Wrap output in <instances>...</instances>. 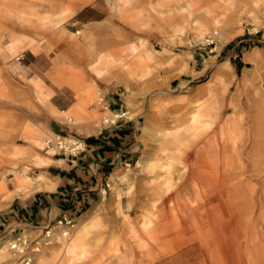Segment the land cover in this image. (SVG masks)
Returning <instances> with one entry per match:
<instances>
[{
    "label": "rangeland",
    "instance_id": "1",
    "mask_svg": "<svg viewBox=\"0 0 264 264\" xmlns=\"http://www.w3.org/2000/svg\"><path fill=\"white\" fill-rule=\"evenodd\" d=\"M38 1L37 15L0 17V181L8 187L0 192V244L10 251L0 264H26V253L28 264L39 255L45 264H264V129L253 127L256 107L264 118V0H64L54 11ZM72 82L91 87L93 98L80 100ZM98 92H117V110L107 108L139 120V165L120 167L126 187L111 192L140 201V218L128 227L109 200L94 203L82 224L86 212L70 224L14 228L10 210L46 186L42 167L58 153L44 146L51 121L80 146L86 133L72 123L75 102L95 129L113 117ZM56 100L72 104L59 118L50 114ZM197 107L206 110L198 132L185 135ZM30 126L40 131L39 147L27 137ZM20 178L28 194L3 201ZM164 195L166 220L143 230L141 218ZM19 235L24 255L9 247ZM76 235L82 245L66 262L63 244Z\"/></svg>",
    "mask_w": 264,
    "mask_h": 264
},
{
    "label": "crops",
    "instance_id": "2",
    "mask_svg": "<svg viewBox=\"0 0 264 264\" xmlns=\"http://www.w3.org/2000/svg\"><path fill=\"white\" fill-rule=\"evenodd\" d=\"M80 19L88 20L89 17ZM116 93L106 96L110 109H116L114 104L121 98L115 96ZM51 104L64 111L72 105L61 104L59 100ZM58 123L51 121L50 130L55 132L61 129ZM138 123L139 120L135 117H118L114 123L102 125L85 134L80 140V149L75 154L52 153L42 167L46 189L43 187L44 189L19 200V205H15L9 212V223H16L14 228L34 223L46 226L63 217L71 220L77 218L93 210L94 203L108 204L109 200L115 204L109 212H119L135 223L141 215V211L137 210L140 201H136L131 193L113 195L111 187H122V191L126 187L117 180V176L120 167L136 162L134 157ZM164 197L166 195L141 220L149 219L152 225L164 222L167 206L158 205Z\"/></svg>",
    "mask_w": 264,
    "mask_h": 264
},
{
    "label": "bare ground",
    "instance_id": "3",
    "mask_svg": "<svg viewBox=\"0 0 264 264\" xmlns=\"http://www.w3.org/2000/svg\"><path fill=\"white\" fill-rule=\"evenodd\" d=\"M42 1H44V0H42ZM80 1L81 2H83V1L85 2L86 0H80ZM47 2H48L47 9L54 11L57 8L60 9L62 7V4H63L64 0H47ZM38 4H40V1H38V0H0V17L1 16H4V17H19V16L20 17H25V16H30V15H37L39 11H38L36 5H38ZM59 9H57V10H59ZM46 13L48 14V11ZM49 13H51V12H49ZM216 22H217V20H216ZM255 30H257V29H255ZM76 32H79V31L77 30ZM216 32L217 31L213 30V32L211 33L213 40L215 38ZM72 33H74V32H72ZM18 41H20V39H18L16 37H12V41H11L12 44H16ZM204 41H206V40L204 39ZM206 44L208 45V43H206ZM145 53H146L145 54L146 57L150 56V53L148 51H146ZM141 59H142L141 56H138L135 62L137 64H139ZM35 85L39 88L40 85H42V84L40 82H37ZM72 86L76 89L77 94L80 97V100H83L82 97H84L85 95H87L90 100L93 98V93H92V88L91 87L85 88V89H81L79 86H75V83H73V82H72ZM99 96H100V92H98L97 102L98 103H101L99 101ZM101 104L103 106V103H101ZM89 105H91V104H89ZM49 108H50V114L54 118H59L58 115L60 113H64L65 112L64 110L57 109L52 104H49ZM73 111H74L75 120H73L72 123L73 124H75V123L80 124L79 126L77 124L76 125L79 128H83V129H81V131L84 130V132L86 134H89L90 132H92V131L95 130L94 126L96 127V124H93L94 125L93 126V125H89V124L86 123L87 122L86 119H85L86 115L83 113L84 112V109L82 108V104L79 101L75 102V106H74V110ZM204 111H206L204 108L197 107V109L195 110V112L187 120L188 122L184 126V134L185 135L186 134L187 135H194L196 132H198V129H199L198 126H200V124H199V121H198V117L197 116H198L199 112H204ZM109 112H112V111L107 108L106 111H105V113L108 114ZM262 112L264 113V110H262ZM125 113H126V111L114 112L112 118H106V117H104L103 121H107L106 122V124H107L108 121H110V119H114V117H116L118 115L125 114ZM204 114H205V112H204ZM95 116H97V115H95ZM87 117H88V115H87ZM93 117H94V115H93ZM69 120L71 121V118L70 117H69ZM93 120L96 121L95 120V117H94ZM91 123H92V120H91ZM25 126H27V125H25ZM253 127L256 130L264 129V118L260 114V108H258V107H256V110H255V118H254ZM230 131L231 130H229L228 132H230ZM50 132H52L53 134H56L53 131H50ZM167 135H171L172 136L171 137V140H170V143L172 145L178 146V148L181 147V145L179 144L181 142H180V140H179L178 137H176L175 135L170 134V133H167ZM27 137L32 142L33 146L37 145L39 147V146L42 145L41 134H40V131L38 129L30 126L28 128V135H27ZM63 139H64L65 142L73 141L72 138H69L67 136H63ZM203 140H204V138H203ZM8 142H10V141H8ZM23 151H21V152H23ZM27 155H29V153ZM141 157H143V156H141ZM31 159H33L37 163H41V162H45V160L47 158H42V157H39V156H35V157L31 158ZM136 164L139 165V161L136 160ZM32 177H34V176H32ZM43 179H44V177H43ZM24 181L25 180H22V178H20L19 184L16 185L15 190L14 191L12 190L13 192L10 193V194H8L7 196L3 195V196H5L3 201H5V202L9 201L11 198L19 195V193H21L22 191L24 193V194L22 193L23 196H26L28 194V192H27V190L25 191V183H24ZM42 182H40V183H42ZM165 182L168 183L169 182V179H166ZM6 184L7 183H5L2 180L0 181V192L4 191L6 188H8L6 186ZM50 184H51V182H50ZM44 185H46V184H44ZM36 186H37V184H36ZM50 188H52V187H50ZM53 188H54V186H53ZM37 189H38V187H37ZM45 189H46V186H45ZM7 193L8 192H6V194ZM92 214H93V212L92 213L91 212H86L85 215H82L80 217L79 222L82 224L89 216H92ZM73 224H75V223H73ZM149 224H150V221L148 219L143 220V223H142L143 230H147V228L149 227ZM125 225H127L128 227H133V224H131V221L129 219L126 220ZM68 233L69 232L66 229H64V228L61 229V235H63L64 237ZM81 239L82 238L79 235L78 236L76 235V236L72 237V239H71L70 242H68V239H66V241L64 242V244H63V256L66 258V262L71 261V259L73 258V256L76 255V254H78L79 248L82 245L81 242H80ZM9 247H10V245H9ZM9 252L10 251L6 247V244H0V258H2V260L3 259L6 260L8 258ZM12 259L10 258L9 260H12ZM36 264H45V256L39 255V258H38V261L36 262Z\"/></svg>",
    "mask_w": 264,
    "mask_h": 264
},
{
    "label": "built area",
    "instance_id": "4",
    "mask_svg": "<svg viewBox=\"0 0 264 264\" xmlns=\"http://www.w3.org/2000/svg\"><path fill=\"white\" fill-rule=\"evenodd\" d=\"M205 40L208 42V44L210 43H213V38H212V35L211 33L208 34L205 38ZM99 101L101 103H103V107L104 108H107L110 104L109 102L106 100V95L105 93L101 94L100 93V96H99ZM125 114H122V115H118L116 117H114V119H110V121H108V124L109 123H114V121L118 118V117H122L124 116ZM104 123H106L107 121H103ZM45 148H55L56 152L58 153H62V154H75L79 149V145L77 144V142L74 140L73 142H65L64 139H63V135L61 134H53V135H49L45 138ZM57 223L58 224H70L71 223V219L70 218H66V217H63V218H60L57 220ZM48 231H46L47 233ZM26 244H27V238H25L24 236L22 235H19V236H16L15 239H13L11 242H10V247L13 248L14 250L22 253L24 251V249H26ZM36 247H31L30 249H34ZM27 251V250H25ZM24 260H25V263L28 264L29 261L31 260V255L29 253H26L25 256H24Z\"/></svg>",
    "mask_w": 264,
    "mask_h": 264
}]
</instances>
